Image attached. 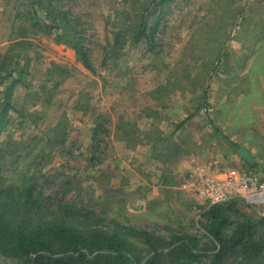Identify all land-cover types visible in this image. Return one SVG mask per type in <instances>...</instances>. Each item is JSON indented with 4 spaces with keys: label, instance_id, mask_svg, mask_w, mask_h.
I'll return each instance as SVG.
<instances>
[{
    "label": "rangeland",
    "instance_id": "obj_1",
    "mask_svg": "<svg viewBox=\"0 0 264 264\" xmlns=\"http://www.w3.org/2000/svg\"><path fill=\"white\" fill-rule=\"evenodd\" d=\"M147 1H42L78 19L92 72L52 35H18L21 21L31 27L24 17L34 14L31 0H0L2 74L22 78L0 133L4 186L35 185L47 219L118 230L145 257L150 250L138 230L191 233L211 248L199 225L205 207L180 189L189 169L183 152L195 146L188 126L203 130L204 154L264 176L262 158L230 163L231 146L214 128L231 135L238 119L255 123V113L264 127V104L255 111L253 95L264 90V0H171L158 8L155 49L127 41L118 57L106 58L108 40L131 27ZM10 79L0 82V109ZM240 206L242 215L264 216V206ZM0 264L23 263L0 254Z\"/></svg>",
    "mask_w": 264,
    "mask_h": 264
},
{
    "label": "trees",
    "instance_id": "obj_2",
    "mask_svg": "<svg viewBox=\"0 0 264 264\" xmlns=\"http://www.w3.org/2000/svg\"><path fill=\"white\" fill-rule=\"evenodd\" d=\"M42 1L31 0L34 14L28 12L24 16L31 27L21 21L18 35L26 37L30 31L52 35L56 42L73 48L88 70L96 72L78 19L51 3L44 6ZM170 1H147L142 13L132 20V26L117 31L113 42L108 40L112 49L106 50L105 57H118L127 41L143 39L149 50L155 49L161 21L158 8ZM42 9L45 15L39 13ZM151 19L154 20L150 22ZM4 65L2 62L0 66V82L11 79L0 109V133L6 116L14 109L13 90L22 83L21 77L13 76L14 71L2 74ZM214 128L223 139L233 143L219 127ZM3 179L0 174V254L23 264H264V216L242 215L241 202L237 200L203 208L199 225L209 238L211 248L191 233H175L166 238L149 230L135 231L149 247L145 257L118 230L82 227L67 216L47 219L42 214L46 203L36 194L35 185L19 190L4 186ZM234 214H240L239 218L232 219Z\"/></svg>",
    "mask_w": 264,
    "mask_h": 264
},
{
    "label": "built area",
    "instance_id": "obj_3",
    "mask_svg": "<svg viewBox=\"0 0 264 264\" xmlns=\"http://www.w3.org/2000/svg\"><path fill=\"white\" fill-rule=\"evenodd\" d=\"M189 184L206 208L235 200L251 208L264 206V176L221 163L217 158L196 162L189 172Z\"/></svg>",
    "mask_w": 264,
    "mask_h": 264
},
{
    "label": "crops",
    "instance_id": "obj_4",
    "mask_svg": "<svg viewBox=\"0 0 264 264\" xmlns=\"http://www.w3.org/2000/svg\"><path fill=\"white\" fill-rule=\"evenodd\" d=\"M248 91H250L249 94H252V92H253V90H248ZM253 95H255L254 97H255V100H256V102H254V104H255L254 109H255V111L260 112V111H262L263 104H264V90H254ZM257 109H259V110H257ZM260 116H262V113H260V114L258 113L257 115L255 113V123H251V124L244 123L242 121H239V119H238L236 124L234 123L233 128L230 130L231 135H228L227 133H225L221 129V127L215 126V127H219L223 131V133L225 135L229 136V138L233 142V143H229L227 141L228 144H230V146H231L230 147V150H231V155L230 156H231V158H229L230 156L228 155V158L230 159L229 160L230 163H232V161H235L237 164H239V163H241V160H245L239 154V151H240V149L242 147H246L249 150V152L251 153V155H252V157L254 159V163L258 162V160L260 158L264 159V127L261 128V129L258 128V126L261 123H263V122H261L262 117L260 118ZM251 128H254V129L251 130ZM191 130H192V128L190 126H188L187 134L189 133V135H190L189 138H188V141L191 140L192 143L195 146L191 150H187L186 149L183 152L182 156H184V157H182V158L183 159H187L186 160V164H185V168L188 167L189 169L187 170L186 178L184 179V183L181 185L182 187L180 189L183 190L185 195H188V196L198 200V198L195 197V195H194V193L192 191V188H191V186L189 184V172L192 169V166L197 161L200 162V160L203 159L201 162H205V161L211 160L213 158H216V157H218L220 155L215 154L213 152L204 154L203 151L207 150L206 148H208V146L206 144V139L202 138V135H201L203 130L201 129V127L197 128L196 132L191 131ZM233 135H235L236 138H233L232 137ZM243 136H245L244 139H241ZM250 136H253L255 138L253 140H250ZM256 139H258L259 145H256L255 146L256 148H255L253 146L254 145L253 142ZM254 149H255V151H254ZM213 151L215 152V150H213ZM191 160H195V163H191ZM218 160H221V159H218ZM246 162H248V161H246ZM221 163L228 164V162L225 161V160H221ZM248 163L252 164L250 162H248Z\"/></svg>",
    "mask_w": 264,
    "mask_h": 264
},
{
    "label": "water",
    "instance_id": "obj_5",
    "mask_svg": "<svg viewBox=\"0 0 264 264\" xmlns=\"http://www.w3.org/2000/svg\"><path fill=\"white\" fill-rule=\"evenodd\" d=\"M239 154L242 158H244L246 161L250 162V163H254V159L251 155V153L249 152V150L246 147H242L239 151Z\"/></svg>",
    "mask_w": 264,
    "mask_h": 264
}]
</instances>
